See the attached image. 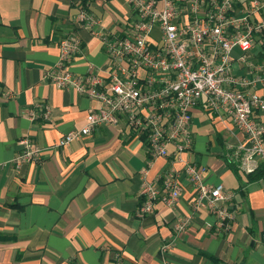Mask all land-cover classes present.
I'll use <instances>...</instances> for the list:
<instances>
[{"label": "crops", "instance_id": "crops-1", "mask_svg": "<svg viewBox=\"0 0 264 264\" xmlns=\"http://www.w3.org/2000/svg\"><path fill=\"white\" fill-rule=\"evenodd\" d=\"M82 10L91 26L77 22ZM130 17L128 0H0V264H264V178L252 180L240 167L236 151L245 136L225 110L194 107V145L183 157L205 167L207 184L233 193L227 230L207 199L195 207L183 163L153 158L145 138L126 125H103L56 146L99 105L48 77L57 69L60 41L78 33L82 51L73 70L106 74L109 56L95 32L124 35ZM263 18L264 8L252 20ZM245 54L236 48L234 73L252 81L247 90L264 95V32L239 59ZM24 136L42 152L17 167ZM171 168L181 172L179 199L172 205L158 199L153 212L139 216L144 180L163 189L161 177Z\"/></svg>", "mask_w": 264, "mask_h": 264}, {"label": "built area", "instance_id": "built-area-1", "mask_svg": "<svg viewBox=\"0 0 264 264\" xmlns=\"http://www.w3.org/2000/svg\"><path fill=\"white\" fill-rule=\"evenodd\" d=\"M128 1L131 17L124 35L95 32L109 56L106 74L73 70L82 51L78 33L60 41L57 69L48 77L99 105L88 113L84 126L65 133L56 146L69 145L103 125H126L145 138L153 158L183 163V172L195 188V207L205 205L207 199L217 225L227 230L234 219L232 204L227 203L233 193L222 183L207 184L205 167L183 154L194 145L193 109L204 103L212 111L225 110L243 132L245 140L236 151L242 170L251 173L264 164V120L256 115V110L264 111V95L247 90L252 81L234 73L233 55L240 48L246 54L239 59L246 60L256 35L264 32V18L252 20L264 1L252 0L249 5H239L246 0ZM77 22L86 27L94 20L82 10ZM20 143L22 152L14 159L17 167L40 159L42 147L32 137L24 136ZM180 175L175 168L167 171L161 177L163 189L145 179L138 215L153 212L158 199L174 204L182 192ZM176 226L184 229L187 221Z\"/></svg>", "mask_w": 264, "mask_h": 264}, {"label": "trees", "instance_id": "trees-1", "mask_svg": "<svg viewBox=\"0 0 264 264\" xmlns=\"http://www.w3.org/2000/svg\"><path fill=\"white\" fill-rule=\"evenodd\" d=\"M234 167L235 169H237L236 167H238V165L237 166L235 165ZM248 174H250L249 176L252 180L264 178V164H261L255 171Z\"/></svg>", "mask_w": 264, "mask_h": 264}]
</instances>
